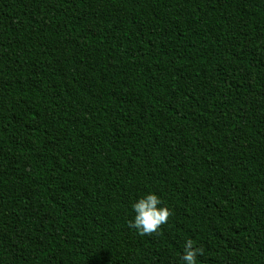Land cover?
<instances>
[{
  "label": "trees",
  "instance_id": "1",
  "mask_svg": "<svg viewBox=\"0 0 264 264\" xmlns=\"http://www.w3.org/2000/svg\"><path fill=\"white\" fill-rule=\"evenodd\" d=\"M148 191L170 208L129 229ZM264 264V0H0V264Z\"/></svg>",
  "mask_w": 264,
  "mask_h": 264
},
{
  "label": "clouds",
  "instance_id": "2",
  "mask_svg": "<svg viewBox=\"0 0 264 264\" xmlns=\"http://www.w3.org/2000/svg\"><path fill=\"white\" fill-rule=\"evenodd\" d=\"M130 207L132 216L127 220V226L143 235L156 233L161 225L168 222L172 214L161 196L154 191H148L139 196ZM202 255V249L195 246L192 240L184 241L181 254L183 264H197V258Z\"/></svg>",
  "mask_w": 264,
  "mask_h": 264
}]
</instances>
